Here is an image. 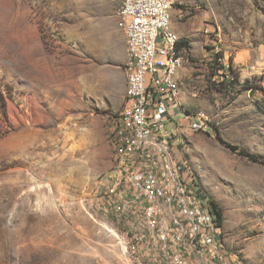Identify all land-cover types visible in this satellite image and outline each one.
<instances>
[{
    "label": "rangeland",
    "instance_id": "obj_1",
    "mask_svg": "<svg viewBox=\"0 0 264 264\" xmlns=\"http://www.w3.org/2000/svg\"><path fill=\"white\" fill-rule=\"evenodd\" d=\"M121 2L0 0V264H129L104 198L127 91ZM171 29L188 42L180 101L211 124L184 153L226 246L264 264V164L241 154L264 160V0H176Z\"/></svg>",
    "mask_w": 264,
    "mask_h": 264
},
{
    "label": "built area",
    "instance_id": "obj_2",
    "mask_svg": "<svg viewBox=\"0 0 264 264\" xmlns=\"http://www.w3.org/2000/svg\"><path fill=\"white\" fill-rule=\"evenodd\" d=\"M175 4L122 0L117 10L127 41V91L109 133L115 164L105 207L129 264H247L226 246L213 199L184 153V136L211 124L179 98L188 49L171 29Z\"/></svg>",
    "mask_w": 264,
    "mask_h": 264
},
{
    "label": "trees",
    "instance_id": "obj_3",
    "mask_svg": "<svg viewBox=\"0 0 264 264\" xmlns=\"http://www.w3.org/2000/svg\"><path fill=\"white\" fill-rule=\"evenodd\" d=\"M182 44L188 48V42L187 41H183ZM221 58H222V55L217 54L215 60H219ZM216 68H217V66H216ZM220 68H224L225 69L226 67L222 66ZM224 80H225V83H234V81L236 80V77H230L229 79H224ZM241 154L243 156L248 157L253 162L264 164V160L256 157L255 155H251L249 153H245L244 151H242ZM211 207H212L213 212L218 216V218L221 221V223H223L224 215H223V211L219 207L218 203L216 201H213L211 203Z\"/></svg>",
    "mask_w": 264,
    "mask_h": 264
},
{
    "label": "crops",
    "instance_id": "obj_4",
    "mask_svg": "<svg viewBox=\"0 0 264 264\" xmlns=\"http://www.w3.org/2000/svg\"><path fill=\"white\" fill-rule=\"evenodd\" d=\"M125 38H126V37H125ZM126 50H127V44H126ZM126 60H127V55H126ZM126 60H125V61H126ZM125 63H126V62H125ZM174 113L177 114V115H179V117L181 116V115H180V110H179V109L174 110ZM180 122H181L182 124H184V123L186 124V123H187V119H186L185 117L181 116V117H180Z\"/></svg>",
    "mask_w": 264,
    "mask_h": 264
}]
</instances>
